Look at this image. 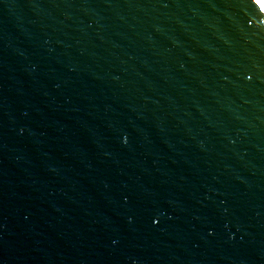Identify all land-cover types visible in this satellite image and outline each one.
Segmentation results:
<instances>
[{
    "label": "water",
    "instance_id": "obj_1",
    "mask_svg": "<svg viewBox=\"0 0 264 264\" xmlns=\"http://www.w3.org/2000/svg\"><path fill=\"white\" fill-rule=\"evenodd\" d=\"M264 0H0V264H264Z\"/></svg>",
    "mask_w": 264,
    "mask_h": 264
},
{
    "label": "snow or ice",
    "instance_id": "obj_2",
    "mask_svg": "<svg viewBox=\"0 0 264 264\" xmlns=\"http://www.w3.org/2000/svg\"><path fill=\"white\" fill-rule=\"evenodd\" d=\"M262 7H264V3H262V5H261Z\"/></svg>",
    "mask_w": 264,
    "mask_h": 264
}]
</instances>
